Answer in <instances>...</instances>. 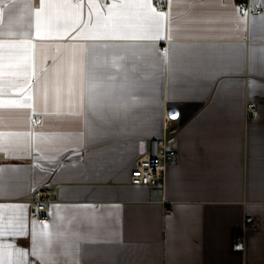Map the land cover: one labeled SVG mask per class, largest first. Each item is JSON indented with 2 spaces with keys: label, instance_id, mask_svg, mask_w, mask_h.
<instances>
[{
  "label": "crops",
  "instance_id": "1",
  "mask_svg": "<svg viewBox=\"0 0 264 264\" xmlns=\"http://www.w3.org/2000/svg\"><path fill=\"white\" fill-rule=\"evenodd\" d=\"M249 1L262 13L247 14L239 0H227L229 7L224 0H202L195 9L154 0L172 19V38L166 29L165 40L156 42L163 63L155 67L159 61L144 53L128 56L122 70H108L124 94L113 101L111 122L93 142L77 139L86 134L84 115L66 108L55 114L49 106L45 114L36 97L35 110L0 107V131L31 132L33 145L41 142L37 133L44 134V155L62 165L37 160L35 148L29 155L0 147V167L8 170L12 189L0 204L19 206L6 215L23 216L28 233L4 242L30 250L33 223L38 232L46 224L52 232L59 222L55 264H264V0ZM23 14L18 0H0L6 30ZM69 42L84 43H58ZM33 43L57 42L33 35ZM172 45L175 52L165 54ZM19 98L18 90L2 97ZM252 102L260 113L248 117L245 106ZM167 106L180 112V130L167 138L176 156L163 183L134 186L130 171L150 141L162 136ZM37 190L50 192L45 221L33 204ZM74 217L84 221L78 231ZM236 231H243L242 245L233 243Z\"/></svg>",
  "mask_w": 264,
  "mask_h": 264
},
{
  "label": "snow or ice",
  "instance_id": "2",
  "mask_svg": "<svg viewBox=\"0 0 264 264\" xmlns=\"http://www.w3.org/2000/svg\"><path fill=\"white\" fill-rule=\"evenodd\" d=\"M24 14L14 28L5 29L0 24V107H19L35 110L34 97L39 106L55 109V114L84 115L86 134L77 139L93 142L104 133V126L111 122L113 101L123 96L117 77L108 70H122L128 56L137 57L147 53L159 61L163 57L157 43L171 39V13L159 11L154 0H18ZM172 0H169L171 6ZM177 8L195 9L204 6L202 0L190 3L177 0ZM223 7H229L224 0ZM239 7V6H237ZM86 10V11H85ZM246 15V13H242ZM255 19V17H253ZM264 21V16L259 17ZM264 29V25L261 26ZM38 41L57 43H33ZM19 37V38H17ZM59 41H83L84 43H58ZM94 41H150L144 45H115L88 43ZM176 45L164 49L174 53ZM39 57L37 59V49ZM111 50V61L108 59ZM18 90V100H3L2 97ZM31 132L0 131V147L10 153L31 154L33 148L40 153L37 160L47 159L49 165L60 168L61 162L46 157L42 144L46 139L37 133L41 142L33 145ZM21 138H24L21 140ZM42 172L49 168L37 164ZM0 167V197L11 195V177ZM11 171H18L12 169ZM16 205L0 204V264H55L53 241L63 235L59 222L55 231L44 225L37 231L35 223L31 229L30 250L14 243L4 242L5 237H26L23 216L6 215L14 212ZM74 219H76L74 217ZM83 220L76 219L74 231H78ZM78 252V249L76 250ZM76 252L65 254L75 255ZM29 257L32 259L30 260ZM78 264V262H77Z\"/></svg>",
  "mask_w": 264,
  "mask_h": 264
},
{
  "label": "built area",
  "instance_id": "3",
  "mask_svg": "<svg viewBox=\"0 0 264 264\" xmlns=\"http://www.w3.org/2000/svg\"><path fill=\"white\" fill-rule=\"evenodd\" d=\"M239 6L247 14H261L262 9L258 5L251 4L249 0H239ZM161 11L162 7L157 6ZM260 113L257 103H248L245 106L246 116H256ZM181 127L180 112L177 108L167 106L164 111V122L162 136L150 141L149 152L137 160L130 171V183L134 186H156L165 180L167 165L176 156V151L169 149L167 138L176 135ZM50 195L48 190H37L34 193L33 204L36 206V215L42 221L48 219L49 201L46 199ZM248 224V222H247ZM249 225V224H248ZM244 241L243 231H236L233 237L235 245H242Z\"/></svg>",
  "mask_w": 264,
  "mask_h": 264
}]
</instances>
